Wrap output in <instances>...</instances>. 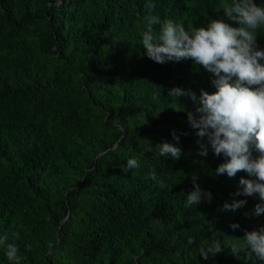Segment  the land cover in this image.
<instances>
[{
    "label": "trees",
    "instance_id": "trees-1",
    "mask_svg": "<svg viewBox=\"0 0 264 264\" xmlns=\"http://www.w3.org/2000/svg\"><path fill=\"white\" fill-rule=\"evenodd\" d=\"M47 1L0 0V233L19 245L21 264H239L245 252L228 247L243 248L244 231L264 227V214L245 215L259 198L235 197L246 206L222 210L249 177L216 176L224 158L197 155L193 102L168 97L174 87L214 92L211 74L192 59L158 64L144 55L145 0ZM154 2L162 19L199 27L226 19L220 5L230 0ZM29 31L36 48L19 38ZM257 43L264 48V28ZM55 53L53 77L43 80L30 65ZM69 69L81 71L79 91L65 87ZM173 130L187 133L179 160L144 152V140L175 143ZM128 158L140 167L125 173ZM153 168L164 188L148 177ZM192 174L210 204L185 207ZM213 241L224 251L204 260L199 249ZM0 264H10L3 246Z\"/></svg>",
    "mask_w": 264,
    "mask_h": 264
},
{
    "label": "clouds",
    "instance_id": "clouds-1",
    "mask_svg": "<svg viewBox=\"0 0 264 264\" xmlns=\"http://www.w3.org/2000/svg\"><path fill=\"white\" fill-rule=\"evenodd\" d=\"M220 8L226 19H210L206 25L185 27L182 21L162 19L154 0H145L143 14L138 19L142 29L140 43L144 55L155 63L192 59L211 74L214 92L201 89L197 97L191 89L174 87L168 90V97L177 100L187 96L193 102L194 111H187V121L199 137L197 155L207 157L211 150L215 156L224 158L215 169L216 176L226 174L234 178L244 171L249 177L240 178L238 190L231 194L233 199L230 203L226 201L222 210L235 212L246 206L247 199L235 197L258 196L260 202L254 205L251 214L245 213L258 217L264 214V48L257 43V33L264 28V6L255 0H230ZM159 95L161 91L155 93L153 99ZM180 135L187 133L178 135L173 130L175 143L165 140L153 145L150 140H144V152L155 150L160 157L179 160L182 155ZM253 147L258 155H253ZM139 167L138 158H128L121 169L128 173ZM148 177L157 180L161 188L165 187L163 180H158L156 169L153 168ZM198 179L192 174L193 187L185 194V207L197 206L202 201L212 202V193L202 189ZM239 227L238 223L230 225L233 230ZM239 239L243 241V248L237 244L228 247L233 255L244 251L247 259L255 255L256 259L264 261V227L245 230ZM8 241L9 233H0V246L4 247L10 264H21L19 245ZM188 243L193 244L194 240L189 239ZM223 251L220 241H213L201 247L199 254L208 260Z\"/></svg>",
    "mask_w": 264,
    "mask_h": 264
},
{
    "label": "rangeland",
    "instance_id": "rangeland-1",
    "mask_svg": "<svg viewBox=\"0 0 264 264\" xmlns=\"http://www.w3.org/2000/svg\"><path fill=\"white\" fill-rule=\"evenodd\" d=\"M51 0L47 1V4H50ZM48 13L45 14V18H48ZM48 25L49 29H52V26ZM35 35L32 34L31 31L26 32L23 34V36L19 37L20 40L22 42H24L26 45H29L31 47H37V41L34 37ZM17 39V38H16ZM57 53L54 54L55 58L53 57H48V58H44V56H41L40 60H39V65H37V67L35 66V64L30 65V67L36 71L40 78L43 80H47L50 77H53V69L52 66L55 64L56 60H57ZM65 59L64 57L60 58L58 60V64H60V66H66V63H64ZM86 61H81L82 66H85ZM44 64V65H43ZM38 66H44L39 68ZM66 74H67V83L65 85V87H67L68 89H77L78 91L80 90V88H82V85L78 84V81L80 80L81 77V71L80 70H73V69H69V70H65ZM116 143V142H115ZM17 164V162H16ZM237 244H242L241 242L236 241ZM254 259H247V258H240L239 259V264H253ZM255 264H264L263 263H258L255 261Z\"/></svg>",
    "mask_w": 264,
    "mask_h": 264
}]
</instances>
